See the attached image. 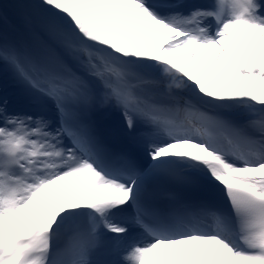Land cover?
Listing matches in <instances>:
<instances>
[{
  "label": "snow or ice",
  "instance_id": "1",
  "mask_svg": "<svg viewBox=\"0 0 264 264\" xmlns=\"http://www.w3.org/2000/svg\"><path fill=\"white\" fill-rule=\"evenodd\" d=\"M0 264H264V2H0Z\"/></svg>",
  "mask_w": 264,
  "mask_h": 264
},
{
  "label": "bare ground",
  "instance_id": "2",
  "mask_svg": "<svg viewBox=\"0 0 264 264\" xmlns=\"http://www.w3.org/2000/svg\"><path fill=\"white\" fill-rule=\"evenodd\" d=\"M0 2L8 3V4H14V3L25 4L28 3L29 0H0ZM17 25L20 28V30L23 31V26L20 24L19 20H17ZM113 115L115 116V119H117V114L113 113Z\"/></svg>",
  "mask_w": 264,
  "mask_h": 264
}]
</instances>
